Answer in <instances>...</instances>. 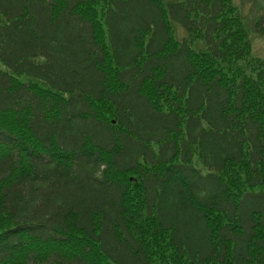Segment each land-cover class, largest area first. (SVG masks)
Instances as JSON below:
<instances>
[{"label": "trees", "instance_id": "16d2710c", "mask_svg": "<svg viewBox=\"0 0 264 264\" xmlns=\"http://www.w3.org/2000/svg\"><path fill=\"white\" fill-rule=\"evenodd\" d=\"M250 53L231 0H0V264H264Z\"/></svg>", "mask_w": 264, "mask_h": 264}, {"label": "rangeland", "instance_id": "374dc122", "mask_svg": "<svg viewBox=\"0 0 264 264\" xmlns=\"http://www.w3.org/2000/svg\"><path fill=\"white\" fill-rule=\"evenodd\" d=\"M163 6H168L174 3H182L185 0H158ZM232 6L236 9V16L242 21V24L248 34V42L250 44V60L258 61L264 64V1L263 0H231ZM105 4L101 3L97 7V12L99 14V19L102 21L103 10ZM174 41L180 42L185 38H188L187 34L177 25H173L172 27ZM196 38L193 41H190V46L192 50L197 53H201L206 50L205 43L202 39ZM22 81H28L26 78H22ZM193 166L200 171L203 175L210 174V172L203 166L201 159L198 154L195 155L193 159ZM233 174L235 175L236 181H240L241 179H245V171L243 169H233ZM245 187V186H242ZM244 191H248V188L245 187ZM257 192L260 189L256 190ZM142 218L145 221V226L148 228V223L150 220L148 219L145 212L142 211ZM0 224H4L2 218H0ZM151 232L155 231V228L150 230ZM79 243L77 240H74ZM82 242V241H80ZM157 249V251H155ZM152 251L157 252V257H155V261L158 264H168L171 261L169 257V251L166 252L162 246H157V248H152ZM170 259V260H169ZM162 260H165L164 263ZM172 264V262L170 263ZM180 264H187L183 261Z\"/></svg>", "mask_w": 264, "mask_h": 264}]
</instances>
